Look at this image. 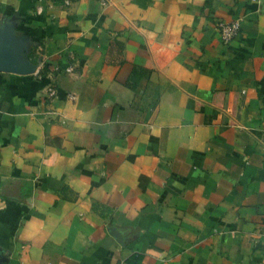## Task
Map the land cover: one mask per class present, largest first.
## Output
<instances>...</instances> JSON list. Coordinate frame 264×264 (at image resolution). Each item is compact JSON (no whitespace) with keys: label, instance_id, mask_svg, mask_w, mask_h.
<instances>
[{"label":"crops","instance_id":"crops-1","mask_svg":"<svg viewBox=\"0 0 264 264\" xmlns=\"http://www.w3.org/2000/svg\"><path fill=\"white\" fill-rule=\"evenodd\" d=\"M0 62V264H264V0H0Z\"/></svg>","mask_w":264,"mask_h":264},{"label":"built area","instance_id":"built-area-1","mask_svg":"<svg viewBox=\"0 0 264 264\" xmlns=\"http://www.w3.org/2000/svg\"><path fill=\"white\" fill-rule=\"evenodd\" d=\"M218 31L222 39L225 42H231L234 40L240 33L242 27L241 19H234L231 21H219L217 24ZM48 91L51 95H55L57 88L54 85L48 86ZM0 101H1V93H0Z\"/></svg>","mask_w":264,"mask_h":264},{"label":"water","instance_id":"water-1","mask_svg":"<svg viewBox=\"0 0 264 264\" xmlns=\"http://www.w3.org/2000/svg\"><path fill=\"white\" fill-rule=\"evenodd\" d=\"M0 68L1 69H7V67L2 65L1 62H0ZM9 70H13V71H16V72H22L23 71L22 69L16 68L15 66H11V68H9Z\"/></svg>","mask_w":264,"mask_h":264}]
</instances>
